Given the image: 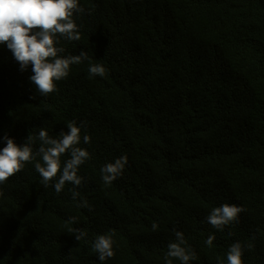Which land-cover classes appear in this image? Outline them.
Wrapping results in <instances>:
<instances>
[{
	"label": "trees",
	"instance_id": "1",
	"mask_svg": "<svg viewBox=\"0 0 264 264\" xmlns=\"http://www.w3.org/2000/svg\"><path fill=\"white\" fill-rule=\"evenodd\" d=\"M79 5L81 39L57 47L89 59L71 65L50 96L0 45V150L4 136L23 146L32 134L35 154L42 127L58 138L75 121L90 153L76 200L70 183L59 194L45 188L35 162L0 184V264H166L175 231L195 253L188 264H227L236 242L244 264H264V0ZM90 64L105 76H91ZM124 155L123 174L106 185L100 169ZM84 200L91 210L77 206ZM225 203L244 211L218 230L207 217ZM98 235L112 236L114 257L98 259Z\"/></svg>",
	"mask_w": 264,
	"mask_h": 264
},
{
	"label": "clouds",
	"instance_id": "2",
	"mask_svg": "<svg viewBox=\"0 0 264 264\" xmlns=\"http://www.w3.org/2000/svg\"><path fill=\"white\" fill-rule=\"evenodd\" d=\"M85 9L79 5V0H0V45H7L15 60L20 65L21 71H26L31 66L30 80L36 86L40 96L48 97L57 90V82L66 79L70 66L88 60L86 51L79 55L61 56L64 48L57 47L59 38L68 41L81 39L80 29L74 20L75 13L83 14ZM91 76L104 77L106 68L102 64H90ZM68 132H61L58 138L49 136L43 127L38 133L40 147L33 153V136L29 135L26 143L19 146L7 136L3 139L6 147L0 150V184H4L10 177L19 173L26 163L35 162V170L40 174L41 183L45 188L54 187L59 194L66 183L74 186L72 198L76 200L80 193L75 187L81 186L83 177L78 175L81 165L90 159V153L80 147L81 129L84 125L77 126L75 121L67 124ZM84 143H90L88 135L83 136ZM69 158L62 162V157ZM40 157V161L36 157ZM42 161V162H41ZM127 155L107 163L101 169L102 180L106 185H111L123 174ZM78 207H89L84 200ZM243 208L227 203L215 207L207 217V222L215 229L223 230L226 225L238 222L239 214ZM68 224L78 223V217L73 216ZM158 225L153 223L152 230L156 231ZM69 234H74L77 241L86 238L87 232L81 228H68ZM215 236L210 235L205 241L211 247ZM114 241L111 235H98L92 243V250L100 261L114 257ZM187 241L184 233L175 231V241L168 244L165 254L166 264H172L173 259H178L182 264L195 257L186 247ZM249 249L252 245H247ZM243 250L239 242L233 243L227 253V264H244Z\"/></svg>",
	"mask_w": 264,
	"mask_h": 264
}]
</instances>
